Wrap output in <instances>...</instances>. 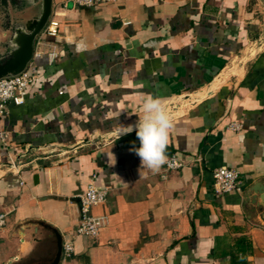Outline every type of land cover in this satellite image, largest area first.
I'll list each match as a JSON object with an SVG mask.
<instances>
[{
    "label": "crops",
    "instance_id": "crops-1",
    "mask_svg": "<svg viewBox=\"0 0 264 264\" xmlns=\"http://www.w3.org/2000/svg\"><path fill=\"white\" fill-rule=\"evenodd\" d=\"M53 13L59 35L43 36L25 103L2 121L0 264L44 251L49 232L24 223L73 235L91 183L108 190L92 208L106 223L61 264H231L243 237L264 264V206L246 202L264 179V0H53ZM149 95L173 120L167 161L185 162L165 179L167 162L139 175L136 132L120 136ZM219 167L240 172L239 191L215 189Z\"/></svg>",
    "mask_w": 264,
    "mask_h": 264
},
{
    "label": "built area",
    "instance_id": "built-area-1",
    "mask_svg": "<svg viewBox=\"0 0 264 264\" xmlns=\"http://www.w3.org/2000/svg\"><path fill=\"white\" fill-rule=\"evenodd\" d=\"M79 6H94L105 2H119L122 0H71ZM56 13H53L48 24L43 29L36 40L34 58L43 55L39 50L43 36L57 37L59 35L60 24L56 20ZM51 59H55L57 54L50 53ZM35 80L34 75L27 70L16 77L0 79V143L6 144L9 140L8 132L3 128V117L7 113L8 104L17 106L25 103L28 89ZM229 129L240 131L242 126L239 123H231ZM185 162L176 154H173L166 163L162 177L165 179L167 174L184 168ZM215 189L221 193H233L239 191L242 185L240 172L228 167H219L213 171ZM108 190L96 187L94 184L88 186L87 191L79 196L80 222L73 235L63 240V257L70 258L75 252V243L78 238H98L100 231L106 223L105 216H97L92 213V208L106 203ZM8 220V213L0 211V229L5 227Z\"/></svg>",
    "mask_w": 264,
    "mask_h": 264
},
{
    "label": "water",
    "instance_id": "water-1",
    "mask_svg": "<svg viewBox=\"0 0 264 264\" xmlns=\"http://www.w3.org/2000/svg\"><path fill=\"white\" fill-rule=\"evenodd\" d=\"M25 6L27 9L28 6L34 8L35 15L18 24L16 30L5 41L6 46L3 49L7 58L0 63V79L16 77L29 69L34 58L36 40L52 16L53 0H27ZM259 199L262 202H259ZM246 202L254 208L253 210L259 203L264 206V179L256 181L247 189ZM30 226H34L36 233L40 228L49 232V235L44 239L47 243H43L44 251L37 256L24 259L17 257L6 264H61L63 236L60 231L43 222L31 221L20 226L22 234L24 229ZM35 240L37 241V239Z\"/></svg>",
    "mask_w": 264,
    "mask_h": 264
},
{
    "label": "clouds",
    "instance_id": "clouds-1",
    "mask_svg": "<svg viewBox=\"0 0 264 264\" xmlns=\"http://www.w3.org/2000/svg\"><path fill=\"white\" fill-rule=\"evenodd\" d=\"M135 125L122 126L120 136L135 130L140 146L132 151L140 158L139 175L144 169L157 172L167 162V146L170 129L173 128L171 114L159 98L147 96Z\"/></svg>",
    "mask_w": 264,
    "mask_h": 264
},
{
    "label": "rangeland",
    "instance_id": "rangeland-1",
    "mask_svg": "<svg viewBox=\"0 0 264 264\" xmlns=\"http://www.w3.org/2000/svg\"><path fill=\"white\" fill-rule=\"evenodd\" d=\"M26 1L27 0H18L22 7L19 11H13L11 8H9L8 11L2 12L0 8V59L4 56L6 57L3 49L4 46H6L5 41H7L12 33L16 30V26L35 15L34 8L29 6L28 9L26 8ZM7 25L9 26L8 30L5 29Z\"/></svg>",
    "mask_w": 264,
    "mask_h": 264
},
{
    "label": "trees",
    "instance_id": "trees-1",
    "mask_svg": "<svg viewBox=\"0 0 264 264\" xmlns=\"http://www.w3.org/2000/svg\"><path fill=\"white\" fill-rule=\"evenodd\" d=\"M251 243L246 238H239L234 243V251L231 254V264H249L247 254Z\"/></svg>",
    "mask_w": 264,
    "mask_h": 264
},
{
    "label": "flooded vegetation",
    "instance_id": "flooded-vegetation-1",
    "mask_svg": "<svg viewBox=\"0 0 264 264\" xmlns=\"http://www.w3.org/2000/svg\"><path fill=\"white\" fill-rule=\"evenodd\" d=\"M0 8L2 12H6L9 10V8H11L13 11H19L22 7L18 0H0ZM6 15L8 16L7 13ZM5 29L8 30L9 26L7 25ZM6 58L7 57L4 56L3 60L0 59V63L6 60Z\"/></svg>",
    "mask_w": 264,
    "mask_h": 264
}]
</instances>
